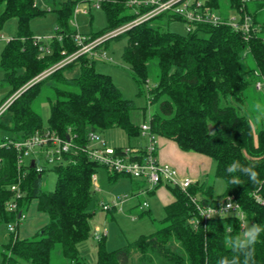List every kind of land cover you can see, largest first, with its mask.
<instances>
[{
    "label": "trees",
    "instance_id": "obj_1",
    "mask_svg": "<svg viewBox=\"0 0 264 264\" xmlns=\"http://www.w3.org/2000/svg\"><path fill=\"white\" fill-rule=\"evenodd\" d=\"M83 2L90 6L92 0L60 1L53 8L52 37L40 38L35 43L29 21L43 15L46 9L38 7L35 0H0V30L6 19L16 18V32L0 51L2 81L7 85L0 104L25 86L0 114V138H20L47 127L62 137L72 136L78 147L52 165L56 179L51 190L42 187L41 173L46 166L36 172L33 165L27 164L19 179L16 152L0 147V222L18 224L19 209L22 211L32 200L48 216L31 237L18 238L11 233L9 241L2 245L0 264H17L19 260L24 264H52L55 249L69 264H87L77 245L88 237L89 218L94 213L90 207L92 175L98 166H104L79 147L86 144L90 129L101 134L119 127L128 138L140 135L139 125L130 118L136 108L134 100L124 97L111 75L95 66L96 59H104L83 54L53 66L77 47L73 39L77 29L71 19L75 6ZM208 2L221 11V0ZM224 6L231 12L251 16L254 29L246 40L240 30L227 24H198L188 32L171 31L168 23L180 19L162 12L98 45L107 49L112 38L126 37L121 59L138 86L137 94L145 93L147 102L156 104L148 117L150 133L172 139L181 150L210 157L215 162L214 174L224 180L225 187L220 195H215L213 186L200 180L185 190L165 183L173 200L164 206L161 225L110 250L104 245V235L100 236L97 264H125L133 251L138 253L141 264H243L244 254L237 242L241 232L239 217L228 213L204 220L191 197L202 205L214 206L222 197L232 195L244 212V220L264 229V126L257 130L254 140L249 119L240 113L247 87L257 81L261 82L259 88L264 87V0H227ZM98 9L104 12L106 24L86 33L90 38L135 16L128 11L125 0H101ZM39 43L47 45L50 52L42 54ZM246 52L251 54L254 68L245 66ZM153 59L157 64V81L146 86L149 61ZM73 66L78 67V72L66 74L65 70ZM51 67V71L39 77V73ZM45 88L49 113L43 125L33 103ZM6 114L9 123L3 118ZM208 125L214 126L212 133ZM131 148L139 152L143 149ZM236 161L241 166H252L258 182L253 183L239 169L228 173L226 169ZM107 171L110 178L126 175ZM233 177L239 178L240 185L230 183ZM17 181L22 196L17 200V209H8L7 201L12 196L9 186ZM193 220L198 223L195 225ZM253 262L264 264V231L254 245Z\"/></svg>",
    "mask_w": 264,
    "mask_h": 264
},
{
    "label": "built area",
    "instance_id": "obj_2",
    "mask_svg": "<svg viewBox=\"0 0 264 264\" xmlns=\"http://www.w3.org/2000/svg\"><path fill=\"white\" fill-rule=\"evenodd\" d=\"M100 1L101 0H92L90 6L86 2L78 3L73 13L74 15L77 12L87 13L89 7L100 8ZM125 4L135 14L132 19L92 38L86 33L76 30L73 34V39L77 46L76 49L65 55L53 66L57 67L63 65L83 54L111 61L105 49H103V47L99 48L98 45L102 44L106 39L124 32L132 25L149 20L162 12H170L176 15L184 24L186 32L191 31L193 27L198 24H227L235 30H240L243 34V38L246 40L250 31L254 29L251 16L246 12H232L224 17L211 6L208 0H125ZM71 22L73 25L76 24L73 17ZM51 37L52 35L45 39ZM40 38L44 39L35 36L34 42H38ZM38 48L42 54L44 52H50L49 47L44 43H39ZM52 69L53 67L47 69L45 73L42 75L40 74L39 77L45 75ZM260 86L261 82L257 81L256 87L259 88ZM24 87L13 92L0 104V114ZM139 127L140 135L145 139L142 145V152L135 151L130 146H122L120 150H116L114 146L107 144L106 140L99 132L91 129L87 132L86 144L79 148L84 150L89 158L103 165L108 170L142 179L149 184V187H153L159 183H169L179 187L181 190H185L194 180L190 176L180 175L170 164L159 161L156 155V137L154 134L150 133L148 122L141 123ZM76 146L72 136L68 135V137H62L54 130L47 127L20 138H13L7 135L0 138V147L14 149L16 152L15 160L19 179L24 176V171L26 170L24 166L27 164L30 165L31 159H33L35 171L41 172L47 164H55L62 161L63 154L73 151L74 148H78ZM28 156L30 157L28 158ZM92 179H95V174L92 175ZM9 189L12 192V196L10 200L7 201L6 207L8 209H17V200L22 196L19 182L17 181L11 184ZM124 198L125 195L117 196L111 203H102L101 207L103 210H107L117 203H120ZM191 200L194 202L202 219L205 220L211 216L234 213L240 219L241 229L244 228V212L232 195L222 197L218 204L214 206L202 205L198 203L194 197H191ZM143 204H145V202H143ZM22 211L19 209L20 219L24 216ZM204 213L211 214L203 215ZM193 222L196 225L198 220H193ZM15 225V223L9 222L7 223V229L13 232ZM102 235H105V232L96 227L94 236L98 239Z\"/></svg>",
    "mask_w": 264,
    "mask_h": 264
},
{
    "label": "rangeland",
    "instance_id": "obj_3",
    "mask_svg": "<svg viewBox=\"0 0 264 264\" xmlns=\"http://www.w3.org/2000/svg\"><path fill=\"white\" fill-rule=\"evenodd\" d=\"M62 0H35L38 7L46 9L43 15L35 16L30 19L29 27L34 36L47 38L53 34L55 24V12L53 8L59 5ZM227 0H221L220 13H227L231 10L226 9ZM128 11H132L131 9ZM91 13V14H90ZM90 13L77 12L73 16V20L76 23V29L83 33L89 31H97L105 26L106 19L104 12L98 8H92ZM232 13V12H231ZM90 15L92 20L89 21ZM168 29L171 31L184 33V24L181 21L173 20L168 23ZM16 32V18L14 16L5 20L0 30V51L6 42V39L12 37ZM126 42V37L121 36L118 38H112L109 41V46L105 49L107 56H110V60L96 59L95 66L98 70L103 71L111 75L113 82L120 89L123 96L126 98H132L135 102L136 108L130 113L131 121L140 125L141 123L148 122L149 114L156 108L155 103H149L146 100L145 93L137 94V84L135 83L127 64L122 61L121 53L122 47ZM243 62L247 68H254V60L249 52H246ZM47 70V69H46ZM43 70L39 74L45 73ZM78 72V67L73 66L65 70L68 75H74ZM48 73V72H47ZM46 73V74H47ZM157 81V64L156 60H150L148 65V78L146 86H152ZM7 93V85L2 81V70L0 69V98L4 97ZM48 93L46 88L37 96L33 105L37 111L41 114L43 125L46 124V119L49 113V104L44 98ZM230 101V100H228ZM240 113L244 114L250 121L253 129V138L256 139V132L264 126V87H256V82L250 84L245 90L244 105L242 106ZM4 120L9 123L8 114L4 115ZM102 137L111 146L118 147V144L126 142V134L119 127H111L101 132ZM30 156H28L29 158ZM210 164L204 170V175L199 179L206 184H211L214 189L215 195H220L225 187V182L222 178L217 177L214 174L215 162L210 159ZM53 164H47L46 169L41 173L42 187L46 190H51L54 187L56 179V173L52 169ZM107 169L102 166H98V172H105ZM116 178H124L129 180L126 175H119ZM129 183V182H128ZM130 186V183H129ZM107 189L109 186L104 184ZM167 190V189H166ZM105 195V194H104ZM98 193L94 185L92 184V197L90 207L94 208V213L89 218V235L86 239L78 243L79 255L87 264L96 263V247L98 239L94 236V228L98 226L105 232L103 241L107 249H114L127 241L135 239L141 233L148 234L158 228L160 220L164 217L163 205L151 194H147L142 190L135 194H130L129 190L126 192V200L120 209L112 217L110 214L106 215V212L96 205L103 200H107L106 196ZM103 199V200H102ZM145 202V204H143ZM149 211L148 213L141 214L142 212ZM27 219L29 216L27 215ZM26 219V220H27ZM24 223V221H22ZM253 227L251 220H244V228L241 229L240 237L243 232H246L249 228ZM7 225L4 222H0V252L2 250V243H5L8 239ZM32 235L28 236L31 237ZM1 258V255H0ZM19 264L26 263L25 261H18ZM28 264V263H27ZM52 264H69V261L63 258L59 251L55 249L52 253ZM126 264H141L137 260V252L133 251Z\"/></svg>",
    "mask_w": 264,
    "mask_h": 264
},
{
    "label": "crops",
    "instance_id": "obj_4",
    "mask_svg": "<svg viewBox=\"0 0 264 264\" xmlns=\"http://www.w3.org/2000/svg\"><path fill=\"white\" fill-rule=\"evenodd\" d=\"M230 13L231 11L227 12V14ZM126 139H127L126 142L120 145L118 144V146L139 147L142 146L145 142V139L141 135L131 138L127 137ZM156 155L159 161L170 164L178 171L180 175L190 176L194 181L200 180L199 178L204 175L203 172L205 168L208 167V165L211 163L210 162L211 158L208 157L207 155L197 153L194 151L181 150L175 141L163 136H156ZM127 177L129 178L128 182L130 183V186L127 180L124 178L121 179L110 178L108 171L107 173L103 171L95 172V179L92 180V184L94 185L98 193L101 195L105 194L104 196L106 197L104 198L107 199V200L102 199L103 201H101V203H98L96 205L97 207H100L102 209L101 207L102 203H106V204L111 203L117 196L125 195V198L120 203H117L115 206L107 210H104L106 212V215L110 214V217H112L113 214H115L117 211H119L120 209L122 210V206L120 208V205H122L126 200V192L128 190L132 195L140 192L141 190L147 194L153 195L158 200V202L163 205V210H164V206L173 200V195L165 183H160L153 187H149V184L142 179H137L130 176ZM104 184L108 185L109 187L106 189L104 187ZM22 212L24 216L20 219L18 224L15 225L14 231L11 232L7 229L9 232H8V239L6 242L9 241L11 233L14 234V236H17L18 238H25L30 235H33L48 220L47 214L37 209L35 200H32L26 206V208L23 209ZM148 212L145 211L142 212L141 214ZM27 215L29 216V219H27ZM22 221H24V223ZM96 227L99 228L98 226H95V228ZM95 228H94V234H95ZM137 260H138V253H137Z\"/></svg>",
    "mask_w": 264,
    "mask_h": 264
},
{
    "label": "clouds",
    "instance_id": "obj_5",
    "mask_svg": "<svg viewBox=\"0 0 264 264\" xmlns=\"http://www.w3.org/2000/svg\"><path fill=\"white\" fill-rule=\"evenodd\" d=\"M238 169L243 173H245L246 175H248L253 183L258 182V174L254 170V168L252 166H241V164L238 161L233 162L226 169V171L231 174L237 172ZM230 183L235 185H240L241 181L239 180V178L233 177L230 180ZM205 214H211V213H204L203 215ZM261 231H264V229H261V227L255 225L254 227L249 228L246 232H243L242 236L239 237L237 242L239 245V250H242L244 254L243 264H254L253 262L254 245L258 241ZM239 250L236 252L237 259L239 258ZM221 264H228V262L221 261ZM233 264H236V261H233Z\"/></svg>",
    "mask_w": 264,
    "mask_h": 264
},
{
    "label": "water",
    "instance_id": "obj_6",
    "mask_svg": "<svg viewBox=\"0 0 264 264\" xmlns=\"http://www.w3.org/2000/svg\"><path fill=\"white\" fill-rule=\"evenodd\" d=\"M208 131L212 133L214 131V126L208 125ZM66 137H68V135H66ZM30 165H33V159L30 160Z\"/></svg>",
    "mask_w": 264,
    "mask_h": 264
}]
</instances>
